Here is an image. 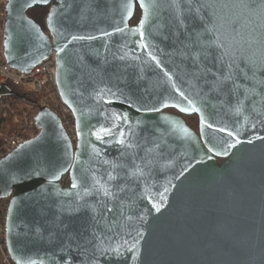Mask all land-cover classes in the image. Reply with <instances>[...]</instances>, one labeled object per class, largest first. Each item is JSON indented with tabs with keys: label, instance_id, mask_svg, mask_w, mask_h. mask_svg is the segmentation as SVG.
<instances>
[{
	"label": "water",
	"instance_id": "water-1",
	"mask_svg": "<svg viewBox=\"0 0 264 264\" xmlns=\"http://www.w3.org/2000/svg\"><path fill=\"white\" fill-rule=\"evenodd\" d=\"M5 1L6 61L53 54L76 128L43 107L0 158L11 263L264 264V0Z\"/></svg>",
	"mask_w": 264,
	"mask_h": 264
},
{
	"label": "built area",
	"instance_id": "built-area-1",
	"mask_svg": "<svg viewBox=\"0 0 264 264\" xmlns=\"http://www.w3.org/2000/svg\"><path fill=\"white\" fill-rule=\"evenodd\" d=\"M5 5L6 1L0 0V158L38 132L35 117L43 107L59 116L70 141L74 144V117L60 98L54 74L53 54L27 72L15 69L5 59ZM61 182L67 184L68 177H62ZM7 207L8 199L0 206V252L2 262L12 264L5 241Z\"/></svg>",
	"mask_w": 264,
	"mask_h": 264
},
{
	"label": "trees",
	"instance_id": "trees-1",
	"mask_svg": "<svg viewBox=\"0 0 264 264\" xmlns=\"http://www.w3.org/2000/svg\"><path fill=\"white\" fill-rule=\"evenodd\" d=\"M47 9H48L47 6H35L33 8L28 9L27 14H28V16L30 18H32L35 22H37L42 27V29H45V26H44V17H45V15L47 13ZM139 16H140V9L136 8L135 14L132 17L130 23H135L138 20ZM17 90L20 91L19 88ZM17 95H22V94H17ZM167 111L176 112L173 109H167ZM182 117L184 118V120H185V122L187 124H188V121L186 120L187 117L188 118H191V117L194 118L195 119V128L193 126L189 125V124H188V126H190L192 129H194L195 131H197V129H198V117L195 114H193V115H182ZM7 199L8 198L0 199V204L6 202Z\"/></svg>",
	"mask_w": 264,
	"mask_h": 264
},
{
	"label": "snow or ice",
	"instance_id": "snow-or-ice-1",
	"mask_svg": "<svg viewBox=\"0 0 264 264\" xmlns=\"http://www.w3.org/2000/svg\"><path fill=\"white\" fill-rule=\"evenodd\" d=\"M43 2L46 3L47 0H43ZM221 6H222V7H228L229 5L224 4V5H221ZM205 7H211V5H206ZM232 7H246V8H252V7H255V5H248V4H240V5H236V4H234V5H232ZM212 30L215 31V26L213 27ZM208 31H209V29L205 27V29H204V33H207ZM74 39H75V37H74ZM201 39H203V38H201ZM197 42L199 43V41H197ZM207 44H209V45H214V46H216V47H223V48H225L226 50H225V52H224L223 55H224V56H229L230 59L232 60V63H230V64L228 65V67L231 68V67L234 65V63H235V54H234V53H230V52L227 50V48L229 47V45L226 43V41H220V42L217 44V42H216L215 40H212V41H208ZM202 46H203V45H202ZM58 51H60V49H58ZM221 59H223V57H221ZM249 62H251V58H249ZM209 71H211V69H209ZM249 71H253V69H252V68H249ZM224 80H225V81H230V80H231V76H225V77H224ZM225 86H227V85H225ZM209 127H211V125H209ZM104 131H107V130H104ZM221 131H223V129H221ZM229 135H231V133H229ZM118 143H121V144H122V143H124V141H123V140H120V141H118ZM227 147L231 148L232 145L229 144ZM109 179H114V177L112 176L111 173H109ZM72 187H73V188H76L77 185H76V184H73ZM87 191H88V190L85 189V192H87ZM104 194H105V195H110V193H109L107 190H105ZM77 210H78V209H77Z\"/></svg>",
	"mask_w": 264,
	"mask_h": 264
},
{
	"label": "rangeland",
	"instance_id": "rangeland-1",
	"mask_svg": "<svg viewBox=\"0 0 264 264\" xmlns=\"http://www.w3.org/2000/svg\"><path fill=\"white\" fill-rule=\"evenodd\" d=\"M44 19H45V17H44ZM186 120L188 121V124H189V125H191V126H193V127L195 128V119H194V118H192V117H191V118H188V117H187ZM196 126H197V125H196ZM32 134H34V132H33ZM1 205H2V204H0V206H1ZM1 258H2V255H1V252H0V264H7V263H3Z\"/></svg>",
	"mask_w": 264,
	"mask_h": 264
}]
</instances>
